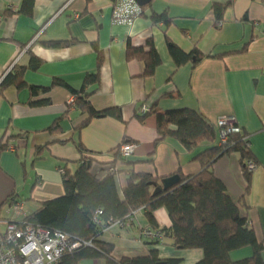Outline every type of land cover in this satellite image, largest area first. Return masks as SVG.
Instances as JSON below:
<instances>
[{"label": "crops", "instance_id": "1", "mask_svg": "<svg viewBox=\"0 0 264 264\" xmlns=\"http://www.w3.org/2000/svg\"><path fill=\"white\" fill-rule=\"evenodd\" d=\"M24 5L0 0V85L6 82L0 86V140L10 138L0 155V229L65 197L61 170L73 174L85 159L98 181L119 170L114 184L121 200L129 170L164 180L199 174L197 151L176 139L160 141L155 116L138 118L143 107L155 106L200 113L216 126L219 144L218 120L235 118L258 169L246 173L233 152L218 157L213 171L264 241V0H151L131 25L113 22L114 0H31L27 14ZM154 16L169 23H156ZM130 49L156 51L161 64L153 75L146 76V63L130 57ZM89 76L97 82L85 88ZM84 88L95 111L113 112L80 127L88 115L69 102ZM125 142L137 145L128 158L117 156ZM163 183L152 192L164 190ZM18 205L23 211L15 210ZM154 215L160 231L172 228L165 209ZM147 229L153 228L141 209L130 228L113 226L97 241L113 248L117 262L152 252L184 264L204 259L203 250L177 249L170 239L152 244L142 236ZM253 255L246 247L230 257L238 262Z\"/></svg>", "mask_w": 264, "mask_h": 264}, {"label": "trees", "instance_id": "2", "mask_svg": "<svg viewBox=\"0 0 264 264\" xmlns=\"http://www.w3.org/2000/svg\"><path fill=\"white\" fill-rule=\"evenodd\" d=\"M30 1L25 0L22 8L24 14L31 12V6L28 5ZM142 10L144 14V9ZM152 19L156 23L162 21L165 24L169 23L166 16H154ZM218 20L222 21L220 13ZM129 56H138L146 63V76L153 75L161 64L158 54L153 49L149 53L130 49ZM19 73L18 77L23 71ZM96 82L97 77L89 76L85 88ZM5 83H1L0 86ZM85 88L83 92L76 93V107L88 115L80 127L86 126L92 118L113 112L95 111L88 102L90 93L84 94ZM34 90L36 89L31 88V91ZM150 115L155 116L157 121L160 141L167 138L176 139L187 151H197V159L202 166L199 174L180 177V181L173 187L161 189L158 194H154L152 188H159L164 178L137 174L132 169L126 172L129 173V177L121 200L114 184V173H118L119 170L114 168L107 178L98 181L91 173L90 158L85 159L75 173L63 171L67 195L43 203L40 209L27 216L25 221L34 226L61 231L80 241L93 243V247L81 248L66 255L61 264H77L81 260L100 257L107 259L108 264H184L177 258L159 259L153 252L147 258L123 259L117 262L111 256L113 248L97 241L99 235L105 232V224L110 220H125L141 209L146 210V218L153 228L150 230L160 231L154 214L158 209H165L171 219L172 228L161 231L164 235L163 242L151 241L152 244L163 245L165 239H170L177 249H201L204 251V259L197 264H264V241L257 239L242 205L227 194L224 185L213 171L218 157L237 152L247 173V164L253 160L249 138L243 132L233 134L227 144L219 145L216 126L200 113L189 109L162 111L154 106L145 115L139 113L138 118L144 122ZM57 129L58 124L51 131L55 132ZM9 146L10 138L4 137L0 140V155L8 150ZM82 150L80 148L81 152ZM117 150L118 156L120 154L119 149ZM120 162L124 163L122 159ZM99 211L103 214L102 223L98 225L94 218ZM246 247H252L254 255L238 262L232 261L230 254Z\"/></svg>", "mask_w": 264, "mask_h": 264}, {"label": "built area", "instance_id": "3", "mask_svg": "<svg viewBox=\"0 0 264 264\" xmlns=\"http://www.w3.org/2000/svg\"><path fill=\"white\" fill-rule=\"evenodd\" d=\"M143 15L142 7L135 0H115L113 22L118 25H131L134 20ZM77 96H73L69 102L70 108H75ZM150 109L143 107L140 114L145 115ZM220 144L229 142L233 134H241L242 129L237 125L234 117H222L217 122ZM137 145L132 142L122 143L119 154L128 158L135 154ZM258 169L255 162L247 164V172L252 174ZM63 172V170H61ZM17 211H23L22 206L15 207ZM102 212L99 211L94 222L101 224ZM135 221V214L125 220H110L105 224L104 231H109L113 226L123 229L130 228ZM144 239L154 242H163L164 235L161 231L144 230ZM93 247L92 242H84L69 236L58 230H52L43 226H34L25 221L11 222L7 229L0 233V264H61L63 258L77 252L81 248Z\"/></svg>", "mask_w": 264, "mask_h": 264}, {"label": "water", "instance_id": "4", "mask_svg": "<svg viewBox=\"0 0 264 264\" xmlns=\"http://www.w3.org/2000/svg\"><path fill=\"white\" fill-rule=\"evenodd\" d=\"M141 7L146 6L147 4L150 3L151 0H135ZM180 181V177L178 176H173L168 179H165L163 182L164 188L169 189L173 187L175 184H177ZM160 190H157L154 194H158Z\"/></svg>", "mask_w": 264, "mask_h": 264}, {"label": "rangeland", "instance_id": "5", "mask_svg": "<svg viewBox=\"0 0 264 264\" xmlns=\"http://www.w3.org/2000/svg\"><path fill=\"white\" fill-rule=\"evenodd\" d=\"M6 229H7V226H6V228H4V227L2 228V227H1L0 230H1L2 232H4Z\"/></svg>", "mask_w": 264, "mask_h": 264}]
</instances>
